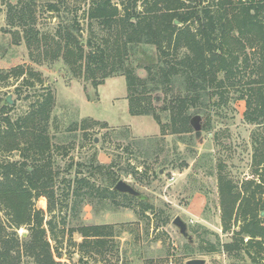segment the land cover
<instances>
[{
  "label": "trees",
  "instance_id": "obj_1",
  "mask_svg": "<svg viewBox=\"0 0 264 264\" xmlns=\"http://www.w3.org/2000/svg\"><path fill=\"white\" fill-rule=\"evenodd\" d=\"M16 2L8 6V25L22 29L27 44L37 42L38 31L26 24L29 19L34 26L31 4ZM49 10L58 12L56 6L50 5ZM82 18L89 22L84 46L78 41L83 31L78 22L55 34L63 44L64 63L71 75L92 81L95 86L122 75L130 114L152 117L163 136L166 126L161 123L152 93L162 95L158 110L168 117V132L177 136L192 132L193 116L208 120L210 110L216 109L217 113L229 103L244 102V121L255 126L251 134L252 178L239 184L222 175L217 178L221 229L231 234V242L221 244L217 235L205 230L217 241L201 239L189 253H224L236 262L248 259L250 264H264V216H260L264 213V0H89ZM93 24L107 33L100 42L93 38ZM148 48H154L156 54L151 56ZM132 61L139 63L144 77L128 64ZM10 74L16 79L28 75L16 91L33 87L32 77L43 85L38 73L23 67L0 70L1 83ZM43 90L25 117L13 122L5 116L1 123L4 130L0 131V147L15 151L19 149L18 142H23L26 154L21 163L0 162V209L5 212L4 220L0 217V264H61L62 255L48 238V233L54 232L56 218L49 216L45 220V214L37 208V202L44 198L51 215L58 203L52 164L50 157L46 158L52 151L47 130L53 95L48 88ZM2 103L1 114L7 115L8 106ZM206 126L204 129L209 130L208 123ZM28 154L37 158L31 160ZM93 170L105 174L104 186L75 176L74 201L92 203L97 199L118 208V201H122V207L132 211L139 222L149 223L157 212L153 205L113 192L119 181L113 164H96ZM126 173L133 177L142 172L132 166ZM92 175L95 176L93 172ZM80 191H84L82 196ZM75 209L74 205L72 210ZM168 222L166 217L163 223ZM122 227L88 225L72 230L83 239L73 243L80 261L109 253V243L119 237L116 229ZM20 228L28 232L23 241L15 232Z\"/></svg>",
  "mask_w": 264,
  "mask_h": 264
},
{
  "label": "rangeland",
  "instance_id": "obj_2",
  "mask_svg": "<svg viewBox=\"0 0 264 264\" xmlns=\"http://www.w3.org/2000/svg\"><path fill=\"white\" fill-rule=\"evenodd\" d=\"M23 2L22 5L31 4L35 22L31 26L28 19L26 24L38 31L39 40L27 44L22 29L8 25V6H15L17 2L0 0V70L30 69L40 75L43 85H38L32 77L33 87L16 91L21 87L22 79L28 77L26 74L20 79L10 74L5 82L0 81V131L4 130L1 123L5 116L13 122L25 117L37 97L44 93L43 89L50 90L53 106L47 136L52 151L46 158L50 157L52 164L53 187L58 203L57 210L51 215L47 213L44 198L37 202V208L45 214V220L49 216L56 218L54 232L48 233V238L62 255L60 263L185 264L191 259H204L205 264H250L248 259L236 262L224 253H189V250L198 247L201 239L212 243L217 241L205 230L217 235L221 244L231 242V234H224L221 229L217 178L222 175L234 184L252 178L251 134L255 126L244 121V102L229 103L217 113L216 109L210 110L208 120L205 116H193L192 132L177 136L168 132V117L158 110L162 95L152 93L161 123L166 126V135L163 136L152 117L130 114L122 75L108 78L95 86L83 77H73L64 63L63 44L55 34L58 29L78 22L83 30L78 41L84 46L89 22L82 18V13L88 8L89 0ZM50 5L56 6L58 12L50 11ZM93 33L97 42L105 39L107 34L105 29L94 24ZM147 51L151 56L156 54L154 48ZM128 64L135 68L137 75L145 76L139 63L132 61ZM8 96L10 105L6 102ZM3 101L8 106L7 115L1 114ZM207 123L209 130L204 129ZM195 128L199 130L195 131ZM18 143L19 149L10 152L1 145L0 162H23L24 143ZM28 156L31 160L37 158L33 154ZM96 164H113L119 181L131 186L144 197V202L155 207L157 212L151 215L149 223L139 222L132 211L122 207V201H118L119 208L110 202L104 205L97 199L92 203L74 201L75 176L90 178L98 186H104L105 174L94 172ZM132 166L142 173L128 176L126 172ZM83 193L80 191L79 195ZM74 205L75 211L72 210ZM133 207L137 209L136 203ZM4 213L0 209L2 220ZM166 217L169 222L164 224ZM176 217L187 224L192 243L172 225ZM88 225L123 227L122 230L116 229L120 235L110 241L109 253L104 256L90 255L80 261L81 255L73 243L79 244L83 239L72 230ZM7 232L10 233L11 229ZM15 232L20 241L28 236L25 228Z\"/></svg>",
  "mask_w": 264,
  "mask_h": 264
},
{
  "label": "water",
  "instance_id": "obj_3",
  "mask_svg": "<svg viewBox=\"0 0 264 264\" xmlns=\"http://www.w3.org/2000/svg\"><path fill=\"white\" fill-rule=\"evenodd\" d=\"M174 24L178 25V22L175 21ZM6 102L9 105L11 104V100H10L9 96L6 98ZM197 130H199V129L195 128V131H197ZM113 192L120 194V195H127L130 197H133L139 201L145 200L144 197L139 192L134 190L131 186H129L128 184H126L123 181H118L115 184V186L113 187ZM260 216L263 217L264 213H261ZM172 225L178 229L179 234L184 239H186L189 243H192V238L188 234L187 224L180 217H176L172 221ZM185 264H205V260L204 259H191V260H188Z\"/></svg>",
  "mask_w": 264,
  "mask_h": 264
}]
</instances>
